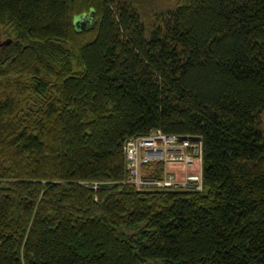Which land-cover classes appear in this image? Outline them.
<instances>
[{
	"label": "trees",
	"instance_id": "1",
	"mask_svg": "<svg viewBox=\"0 0 264 264\" xmlns=\"http://www.w3.org/2000/svg\"><path fill=\"white\" fill-rule=\"evenodd\" d=\"M0 29V264H264V0H0ZM153 130L201 139L202 192L122 184Z\"/></svg>",
	"mask_w": 264,
	"mask_h": 264
},
{
	"label": "built area",
	"instance_id": "2",
	"mask_svg": "<svg viewBox=\"0 0 264 264\" xmlns=\"http://www.w3.org/2000/svg\"><path fill=\"white\" fill-rule=\"evenodd\" d=\"M127 178L122 184L138 192H202L203 143L153 130L123 144ZM158 166L162 175L156 176ZM107 183H83L97 189ZM109 184V183H108Z\"/></svg>",
	"mask_w": 264,
	"mask_h": 264
},
{
	"label": "rangeland",
	"instance_id": "3",
	"mask_svg": "<svg viewBox=\"0 0 264 264\" xmlns=\"http://www.w3.org/2000/svg\"><path fill=\"white\" fill-rule=\"evenodd\" d=\"M158 5H161L160 3ZM149 24V23H147ZM7 36H6V32L4 29H0V44L2 45L3 42L7 41ZM259 127L261 129V131L264 133V113L260 114L259 116Z\"/></svg>",
	"mask_w": 264,
	"mask_h": 264
},
{
	"label": "water",
	"instance_id": "4",
	"mask_svg": "<svg viewBox=\"0 0 264 264\" xmlns=\"http://www.w3.org/2000/svg\"><path fill=\"white\" fill-rule=\"evenodd\" d=\"M87 18V16L86 15H84L83 17H79V18H77L76 20H75V26L77 27V28H86L87 27V22L85 21L84 22V20ZM10 41H6V42H4L5 44H8ZM183 138H193V139H196V140H200V138H198V137H183Z\"/></svg>",
	"mask_w": 264,
	"mask_h": 264
},
{
	"label": "flooded vegetation",
	"instance_id": "5",
	"mask_svg": "<svg viewBox=\"0 0 264 264\" xmlns=\"http://www.w3.org/2000/svg\"><path fill=\"white\" fill-rule=\"evenodd\" d=\"M87 22V26L90 24V17L87 16V18L84 20V22Z\"/></svg>",
	"mask_w": 264,
	"mask_h": 264
}]
</instances>
